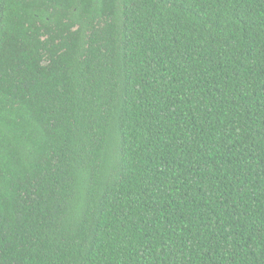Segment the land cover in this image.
Wrapping results in <instances>:
<instances>
[{"label":"trees","instance_id":"16d2710c","mask_svg":"<svg viewBox=\"0 0 264 264\" xmlns=\"http://www.w3.org/2000/svg\"><path fill=\"white\" fill-rule=\"evenodd\" d=\"M0 264H264V0H0Z\"/></svg>","mask_w":264,"mask_h":264}]
</instances>
